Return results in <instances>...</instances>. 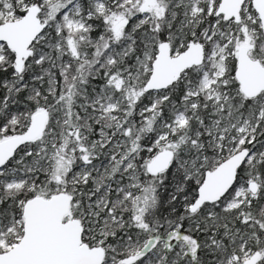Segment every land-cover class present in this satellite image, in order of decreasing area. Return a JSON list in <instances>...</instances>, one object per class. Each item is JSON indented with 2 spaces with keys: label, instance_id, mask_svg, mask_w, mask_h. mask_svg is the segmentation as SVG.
Returning <instances> with one entry per match:
<instances>
[{
  "label": "snow or ice",
  "instance_id": "6c2138e0",
  "mask_svg": "<svg viewBox=\"0 0 264 264\" xmlns=\"http://www.w3.org/2000/svg\"><path fill=\"white\" fill-rule=\"evenodd\" d=\"M0 264H264V0H0Z\"/></svg>",
  "mask_w": 264,
  "mask_h": 264
}]
</instances>
